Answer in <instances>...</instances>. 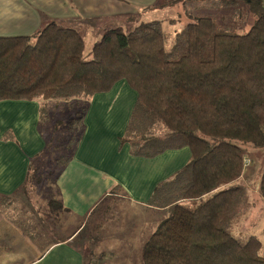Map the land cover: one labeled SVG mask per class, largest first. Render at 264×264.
<instances>
[{
    "label": "trees",
    "instance_id": "16d2710c",
    "mask_svg": "<svg viewBox=\"0 0 264 264\" xmlns=\"http://www.w3.org/2000/svg\"><path fill=\"white\" fill-rule=\"evenodd\" d=\"M255 1L182 0L188 22L170 47L160 20L138 21L130 31L107 28L90 47L83 32L56 20L33 35L0 36V101L40 102L44 151L58 147L42 128L52 107L74 110L64 130L71 136H57H69L61 148L71 150L59 158L60 167L82 140L90 99L120 81L137 94L123 137L132 155L190 149L189 161L153 191L151 203L167 215L144 239L142 264H264L261 239L234 234L244 209L258 204L242 178L245 158L264 157V6ZM239 2L255 5L244 21ZM204 9L222 13L195 14ZM251 14L254 22L240 33L238 24L246 27ZM34 162L23 184L26 196L38 183ZM257 190L264 199V172ZM19 201L0 194V211L38 241L32 221L12 217L26 210ZM65 208L51 196L46 218L60 219Z\"/></svg>",
    "mask_w": 264,
    "mask_h": 264
},
{
    "label": "crops",
    "instance_id": "0c3cea01",
    "mask_svg": "<svg viewBox=\"0 0 264 264\" xmlns=\"http://www.w3.org/2000/svg\"><path fill=\"white\" fill-rule=\"evenodd\" d=\"M118 12L127 10L116 0H0V36L33 35L53 20L98 36L116 26ZM136 101V91L125 81L90 99L82 140L51 183L71 214L40 221L23 210L26 224L32 221L39 230L33 241L0 211V264H100L94 256L97 247H107L101 254H132L134 244L164 219L167 209L153 205L151 196L159 182L189 161L191 151L184 147L154 158L132 155L123 137ZM39 124V101H0V194L19 195L30 164L44 151ZM254 190L253 201L264 202ZM102 201L103 212L96 214ZM115 206L125 207V216L113 213Z\"/></svg>",
    "mask_w": 264,
    "mask_h": 264
},
{
    "label": "rangeland",
    "instance_id": "374dc122",
    "mask_svg": "<svg viewBox=\"0 0 264 264\" xmlns=\"http://www.w3.org/2000/svg\"><path fill=\"white\" fill-rule=\"evenodd\" d=\"M254 3V2H253ZM121 4V5H120ZM166 4V5H162ZM257 7H260V5L264 6V0H259L258 2L255 1L254 3ZM119 5L121 7H126L127 12L120 13L118 12L116 15V19L113 20V22L116 23L115 27H121L124 29V31H130L137 23L138 21H149V20H160L162 22V27L164 29V32L167 36L166 39V46L170 47L172 42L175 40V37L177 33H179L188 22V19L183 15V4L182 0H176L173 2V0H116V6ZM255 5L251 6L247 2H239L238 7H241L243 12L241 20L244 21V18L247 19L249 16V12L251 11V7L255 8ZM128 8H132L130 11H128ZM229 11V12H235L234 10H228L225 9L223 11ZM212 13L213 16L219 17L222 13L220 10H213V9H204L197 11L195 14L200 15H206ZM252 13L254 14V10L252 9ZM252 16V17H251ZM251 21L248 23L246 27L238 24V31L240 33L246 32L251 24L254 22V17L251 14ZM242 26V27H241ZM103 33L99 34L98 36H95V33L87 32L86 38L88 42V47H90L93 42L99 37H101ZM54 111H51V119L48 123H43L42 128L45 129L46 133H49L47 135H50L52 132V135L54 137L55 143L54 145L58 146L56 149L53 150H46L39 154L37 156V160L34 162V167L37 172V177H39L36 182V186L30 187L33 192H28L26 189V193L28 194L26 196L25 190L22 188L18 192V196L20 197V204L21 206L27 205L26 209L28 212H31L36 218H38L40 221L43 220V217H46V204L48 199L51 196H57V190L54 188H51L52 181L55 180L56 174L59 175L61 173V168L64 170L66 166L60 167L58 165V160L62 155H69L71 153L70 149H62L63 146H66V142L69 139L68 137H63L60 139H57L58 135H69L71 136L72 132H67L65 130L66 124L69 122L71 118V114L74 113V110H67L64 112L63 108L61 107L58 109L59 111L56 112V107H52ZM60 116H62L63 120L62 125L59 128L58 124H60L57 120H59ZM56 127V128H55ZM64 128V129H63ZM64 142V143H63ZM60 148V149H59ZM62 149V150H61ZM264 152V150L262 151ZM251 165V166H250ZM247 168V171L245 170V179L244 183H246L249 187L252 188V192H254L258 186V178L260 177L261 173L264 172V157L255 156L252 163ZM59 177V176H58ZM57 177V178H58ZM252 177V178H251ZM56 178V179H57ZM251 192V195H252ZM114 195V193H113ZM253 197V195H252ZM102 207L97 209L95 211L96 214H101L103 212V206L105 202H101ZM116 210L113 213H119V215L125 216L127 213V209L125 207L121 206H115ZM244 214L239 222L238 225L234 228V234L238 237H243L246 235H257L261 240H264V202L260 201L257 205H250L248 208L244 209ZM64 213H70V210L63 211L61 213L62 216H65ZM71 214V213H70ZM15 215L26 223V218L23 213H15ZM94 217V216H93ZM92 217V218H93ZM43 224V222H41ZM75 222L72 224L74 226ZM30 226V225H29ZM68 226L66 229H69ZM30 229L32 232L36 231V227L30 226ZM59 229H57L58 231ZM150 232V231H149ZM144 237L140 238V242H136L133 247L132 254H122V253H115L111 254L106 252V254H101L102 251H106L107 247H104L103 249L101 247H97V249L94 251V256L96 257L97 261L99 259L100 264L103 263L104 259H110L112 264H142V257H141V248L142 243L144 241ZM136 241V240H135ZM139 243V244H137ZM264 254V248L263 252ZM127 256L129 259H127Z\"/></svg>",
    "mask_w": 264,
    "mask_h": 264
},
{
    "label": "built area",
    "instance_id": "2783aa9c",
    "mask_svg": "<svg viewBox=\"0 0 264 264\" xmlns=\"http://www.w3.org/2000/svg\"><path fill=\"white\" fill-rule=\"evenodd\" d=\"M251 163H252V159L251 158H249V157L245 158L244 169L246 170ZM242 178L244 179V175H242Z\"/></svg>",
    "mask_w": 264,
    "mask_h": 264
}]
</instances>
